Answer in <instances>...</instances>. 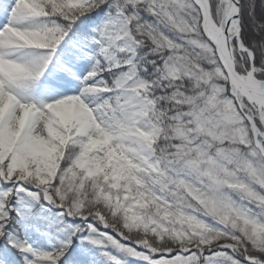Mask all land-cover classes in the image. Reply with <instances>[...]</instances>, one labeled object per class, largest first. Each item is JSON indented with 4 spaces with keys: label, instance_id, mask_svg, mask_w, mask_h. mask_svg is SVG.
<instances>
[{
    "label": "snow or ice",
    "instance_id": "obj_1",
    "mask_svg": "<svg viewBox=\"0 0 264 264\" xmlns=\"http://www.w3.org/2000/svg\"><path fill=\"white\" fill-rule=\"evenodd\" d=\"M0 264H264V0H0Z\"/></svg>",
    "mask_w": 264,
    "mask_h": 264
}]
</instances>
